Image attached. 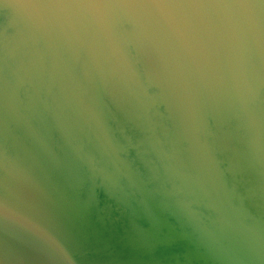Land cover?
Segmentation results:
<instances>
[{
  "label": "water",
  "instance_id": "1",
  "mask_svg": "<svg viewBox=\"0 0 264 264\" xmlns=\"http://www.w3.org/2000/svg\"><path fill=\"white\" fill-rule=\"evenodd\" d=\"M0 264H264V0H0Z\"/></svg>",
  "mask_w": 264,
  "mask_h": 264
},
{
  "label": "clouds",
  "instance_id": "2",
  "mask_svg": "<svg viewBox=\"0 0 264 264\" xmlns=\"http://www.w3.org/2000/svg\"><path fill=\"white\" fill-rule=\"evenodd\" d=\"M0 212H2L5 215H10L11 214V210L8 209L7 207L0 208Z\"/></svg>",
  "mask_w": 264,
  "mask_h": 264
}]
</instances>
